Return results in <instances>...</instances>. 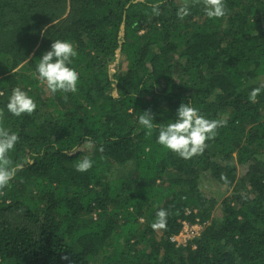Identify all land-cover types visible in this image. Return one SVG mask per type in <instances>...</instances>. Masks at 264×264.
<instances>
[{"label": "trees", "instance_id": "obj_1", "mask_svg": "<svg viewBox=\"0 0 264 264\" xmlns=\"http://www.w3.org/2000/svg\"><path fill=\"white\" fill-rule=\"evenodd\" d=\"M203 5L0 0V126L23 164L0 189V264H264V0H225L213 19ZM57 39L76 51L74 93L52 94L35 72ZM16 87L32 114L5 110ZM181 102L225 121L189 159L138 124L145 111L166 124ZM202 175L228 192L218 215ZM183 222L203 229L177 244Z\"/></svg>", "mask_w": 264, "mask_h": 264}, {"label": "clouds", "instance_id": "obj_2", "mask_svg": "<svg viewBox=\"0 0 264 264\" xmlns=\"http://www.w3.org/2000/svg\"><path fill=\"white\" fill-rule=\"evenodd\" d=\"M204 14L209 18H221L226 14L225 0H204ZM154 13L159 14L158 8L153 6ZM189 7L184 5L178 12L183 19L189 14ZM76 51L71 42L67 40L52 41L49 50L45 51L35 66L38 79L46 84L52 94L59 92L74 93L77 91L79 74L70 67ZM260 91L259 88L251 92V98L255 99ZM7 113L20 117L22 114H32L37 108L34 98L28 91L16 87L13 88L4 105ZM138 117V124L151 136L153 130L157 131L156 142L164 148L178 154L183 159H189L194 155L201 154L206 147V140H211L216 135V129L225 121L207 119L201 114L199 108L191 102H181L176 109L175 116L168 119L163 125L155 124L154 116L145 111ZM19 141L16 132L7 127L0 126V189L7 187L17 172L23 167L22 163H14L10 159ZM93 161L84 157L76 164L78 172H85L92 167ZM168 213L164 209L156 212L154 228L164 229L166 227Z\"/></svg>", "mask_w": 264, "mask_h": 264}, {"label": "rangeland", "instance_id": "obj_3", "mask_svg": "<svg viewBox=\"0 0 264 264\" xmlns=\"http://www.w3.org/2000/svg\"><path fill=\"white\" fill-rule=\"evenodd\" d=\"M200 188L207 194L212 195L217 199L215 214L218 215L221 211V200L224 195H227L228 192L224 191L221 187L211 182L206 175L201 176Z\"/></svg>", "mask_w": 264, "mask_h": 264}, {"label": "built area", "instance_id": "obj_4", "mask_svg": "<svg viewBox=\"0 0 264 264\" xmlns=\"http://www.w3.org/2000/svg\"><path fill=\"white\" fill-rule=\"evenodd\" d=\"M202 229V224H188L186 222H183L182 231L178 235L171 237V240H175L177 244L185 243L187 239L197 237Z\"/></svg>", "mask_w": 264, "mask_h": 264}, {"label": "water", "instance_id": "obj_5", "mask_svg": "<svg viewBox=\"0 0 264 264\" xmlns=\"http://www.w3.org/2000/svg\"><path fill=\"white\" fill-rule=\"evenodd\" d=\"M120 28H121V29H120V35H122V34H123V30H124V28H123V24L121 25ZM117 52H118V50H117Z\"/></svg>", "mask_w": 264, "mask_h": 264}]
</instances>
